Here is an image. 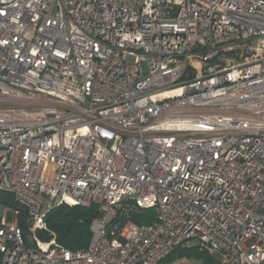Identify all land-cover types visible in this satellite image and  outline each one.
Returning a JSON list of instances; mask_svg holds the SVG:
<instances>
[{"label": "built area", "instance_id": "built-area-1", "mask_svg": "<svg viewBox=\"0 0 264 264\" xmlns=\"http://www.w3.org/2000/svg\"><path fill=\"white\" fill-rule=\"evenodd\" d=\"M0 193L31 230L0 207V264H165L191 239L264 264V0H0ZM62 204L98 208L86 248L48 228Z\"/></svg>", "mask_w": 264, "mask_h": 264}, {"label": "trees", "instance_id": "trees-1", "mask_svg": "<svg viewBox=\"0 0 264 264\" xmlns=\"http://www.w3.org/2000/svg\"><path fill=\"white\" fill-rule=\"evenodd\" d=\"M4 196H6L7 201L11 203L15 210L19 211L18 220L23 228L25 239L29 241L31 230L28 227V214L26 210L15 203L9 194L0 193V198H4ZM98 214V208L96 206L86 207L83 205L62 204L50 210L46 215V223L48 228L56 234L57 241L61 245L76 250L86 248L89 245L93 234L91 229L92 220ZM118 219L119 221L132 219L137 223H151L155 219V214L153 210L133 211L129 214L121 213ZM39 235L45 240L50 238V234L43 230L39 232ZM179 247L172 254L179 251ZM180 250V256L185 255V257L189 258H200L205 264H223V262L215 259L209 249L204 246L194 245L191 247H183Z\"/></svg>", "mask_w": 264, "mask_h": 264}, {"label": "rangeland", "instance_id": "rangeland-1", "mask_svg": "<svg viewBox=\"0 0 264 264\" xmlns=\"http://www.w3.org/2000/svg\"><path fill=\"white\" fill-rule=\"evenodd\" d=\"M7 207V213H6V221L8 223L13 222L15 219V208L11 205V203H9L7 201L6 196H4V198H0V207ZM194 245H198V241L196 239H191L186 241L184 244H182V246L179 247V251H176L174 254H172L169 258H167L164 263L165 264H169V263H173V262H180V263H186V264H205L202 259L200 258H189V257H185L184 256H180V252H181V248L183 247H191ZM212 256L217 259L220 262H223V256L217 252V251H213L211 252Z\"/></svg>", "mask_w": 264, "mask_h": 264}]
</instances>
